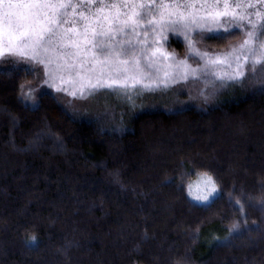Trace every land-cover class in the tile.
<instances>
[{
	"label": "trees",
	"instance_id": "obj_1",
	"mask_svg": "<svg viewBox=\"0 0 264 264\" xmlns=\"http://www.w3.org/2000/svg\"><path fill=\"white\" fill-rule=\"evenodd\" d=\"M231 27L191 33L204 60L165 32L171 55L141 69L175 81L119 121H78L51 93L31 107L33 75L0 69V264H264V86L251 62L236 82L234 60L204 67L245 36ZM203 173L218 192L198 205L187 189Z\"/></svg>",
	"mask_w": 264,
	"mask_h": 264
},
{
	"label": "snow or ice",
	"instance_id": "obj_2",
	"mask_svg": "<svg viewBox=\"0 0 264 264\" xmlns=\"http://www.w3.org/2000/svg\"><path fill=\"white\" fill-rule=\"evenodd\" d=\"M213 25L225 31L236 25L245 30V39L225 60L208 58L205 69L225 61L231 67L234 60L236 69L228 78L237 80L245 77L244 68L251 62V71L260 73L258 82L264 86V0H0V58L19 57L42 65L44 83L58 92L66 91L68 83L78 86L81 96L102 88L127 90L140 85L150 90L176 79L167 70L163 77L159 70L151 77L141 69L143 59L155 63L171 55L162 51L164 33L182 34L190 54L204 60L208 53L196 49L190 35L197 29L211 31ZM176 67L184 70V79L197 71L186 61ZM35 91L31 84L20 86L21 98L34 105ZM217 192L207 173L195 193L188 186V195L201 202ZM235 204L243 210L239 199ZM240 232L236 222L228 229L229 237ZM35 241L29 237V242Z\"/></svg>",
	"mask_w": 264,
	"mask_h": 264
},
{
	"label": "rangeland",
	"instance_id": "obj_3",
	"mask_svg": "<svg viewBox=\"0 0 264 264\" xmlns=\"http://www.w3.org/2000/svg\"><path fill=\"white\" fill-rule=\"evenodd\" d=\"M216 26H212V30H215ZM231 28L243 30L242 28H237L236 25H233ZM225 32V27L218 28ZM206 30L208 32H212ZM245 36H242V40L231 46L229 49L233 50L234 48H239V45L242 43ZM228 54V52H225ZM226 57V56H222ZM241 61L243 62V57H241ZM9 68H21L29 71L33 75V79L30 82L25 83L31 84L35 88V98H37L42 93H51L54 97L60 100L62 106L66 108L67 112L78 121H89V120H102L103 118L109 117L111 120L119 121L122 118L129 117L134 114L140 106V98L142 96V91L152 92L157 87H153L152 89H144L140 85H137L135 88H129L127 90L124 89H108L102 88L95 92L89 93L85 91L83 96L80 95L78 91V86H73V84L68 83L65 84L64 87L67 89L66 91H56L55 88L50 87L49 84L44 83V68L42 65L37 64L33 61H27L20 59L19 57L5 56L0 58V69H9ZM236 67L234 68L235 71ZM233 72H229V75ZM231 81L236 82L237 80ZM191 82L187 83L188 85ZM192 84V83H191ZM163 86V85H162ZM190 86V85H189ZM184 86L185 88H192L193 86ZM72 91H76L77 94L75 96L71 95ZM22 99V98H21ZM22 101L33 107L35 106L31 102ZM202 176H197V178L192 181L190 184L193 186V192L195 193L197 190V185L201 182ZM189 184V185H190ZM188 194V189H187ZM217 195V194H216ZM215 195V197H216ZM188 197L198 205H206L210 203V201L214 198H210L208 202H201L193 199L192 196ZM213 234L211 237L213 238Z\"/></svg>",
	"mask_w": 264,
	"mask_h": 264
}]
</instances>
